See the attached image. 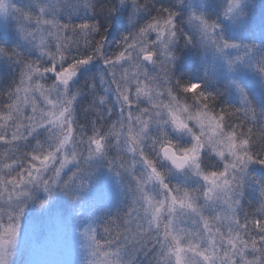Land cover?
Here are the masks:
<instances>
[{
    "label": "snow or ice",
    "instance_id": "snow-or-ice-1",
    "mask_svg": "<svg viewBox=\"0 0 264 264\" xmlns=\"http://www.w3.org/2000/svg\"><path fill=\"white\" fill-rule=\"evenodd\" d=\"M0 264H264V0H0Z\"/></svg>",
    "mask_w": 264,
    "mask_h": 264
},
{
    "label": "rangeland",
    "instance_id": "rangeland-1",
    "mask_svg": "<svg viewBox=\"0 0 264 264\" xmlns=\"http://www.w3.org/2000/svg\"><path fill=\"white\" fill-rule=\"evenodd\" d=\"M257 2L259 3V0H257ZM226 30L228 32L229 35H233L232 29L231 28H227L226 26ZM198 65L196 63V58L193 54H189V63L188 65H186L183 69L182 72L183 74H189L191 75V77H194L195 79H198L201 75V72L197 70ZM74 259H79L78 256H74L72 257Z\"/></svg>",
    "mask_w": 264,
    "mask_h": 264
},
{
    "label": "trees",
    "instance_id": "trees-1",
    "mask_svg": "<svg viewBox=\"0 0 264 264\" xmlns=\"http://www.w3.org/2000/svg\"><path fill=\"white\" fill-rule=\"evenodd\" d=\"M259 2H260V0H259ZM184 78H189V79H192L194 81L197 80L194 77H191V75H189L188 73L184 75ZM78 258H80V257H78Z\"/></svg>",
    "mask_w": 264,
    "mask_h": 264
}]
</instances>
